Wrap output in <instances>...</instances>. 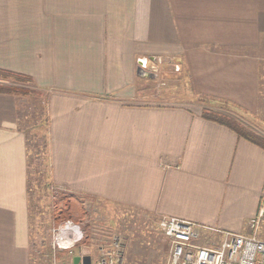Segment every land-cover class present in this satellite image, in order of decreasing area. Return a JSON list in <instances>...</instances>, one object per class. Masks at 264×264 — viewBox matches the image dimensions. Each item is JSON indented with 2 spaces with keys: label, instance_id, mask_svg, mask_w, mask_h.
Segmentation results:
<instances>
[{
  "label": "crops",
  "instance_id": "1",
  "mask_svg": "<svg viewBox=\"0 0 264 264\" xmlns=\"http://www.w3.org/2000/svg\"><path fill=\"white\" fill-rule=\"evenodd\" d=\"M261 50L264 0H0V68L50 92L53 183L244 234L264 199V148L199 103L146 99L139 64L182 59L199 94L258 106ZM21 106L0 92V264L32 256Z\"/></svg>",
  "mask_w": 264,
  "mask_h": 264
},
{
  "label": "rangeland",
  "instance_id": "2",
  "mask_svg": "<svg viewBox=\"0 0 264 264\" xmlns=\"http://www.w3.org/2000/svg\"><path fill=\"white\" fill-rule=\"evenodd\" d=\"M259 55L264 58V50H261ZM181 60L163 56L156 57L153 61L148 57L140 59L142 62L139 67L144 72L140 71L143 77H138V86L140 90L147 89L151 92V96L146 99L152 102L206 105L235 116L247 127L264 135V101L262 100L264 87L263 97L258 101V106L245 105L235 100H231L234 105L216 100H205L201 103L189 66L183 64ZM0 83L31 89L29 94L21 97L19 120L21 127L25 129L33 127L30 135L33 142L30 146L32 166L30 264H74V257L82 254H90L92 264H96L101 254L100 248L111 247L115 236L120 243L119 250L122 253L123 264H169V245L159 228L160 218L90 197L81 198L82 203L76 199L72 200L70 215L62 212L65 205L67 206V203H64V195L68 194L64 192V188L54 187L50 169V149L48 155L40 147L41 141L49 136L50 124L46 122L49 103L46 106L45 96L50 92L38 91L33 88L32 83L10 78H0ZM68 217L82 224L84 237L71 252L55 251L51 245L52 227ZM200 242L208 243L204 237Z\"/></svg>",
  "mask_w": 264,
  "mask_h": 264
},
{
  "label": "built area",
  "instance_id": "3",
  "mask_svg": "<svg viewBox=\"0 0 264 264\" xmlns=\"http://www.w3.org/2000/svg\"><path fill=\"white\" fill-rule=\"evenodd\" d=\"M250 234L225 231L177 216H162L159 228L169 245V264H264V199L248 221ZM200 228L209 233L203 238ZM84 237L83 226L72 218L52 227V248L71 252ZM111 247L100 248L96 264H123L120 243L114 237ZM81 257L84 254L80 255Z\"/></svg>",
  "mask_w": 264,
  "mask_h": 264
},
{
  "label": "trees",
  "instance_id": "4",
  "mask_svg": "<svg viewBox=\"0 0 264 264\" xmlns=\"http://www.w3.org/2000/svg\"><path fill=\"white\" fill-rule=\"evenodd\" d=\"M0 78H10L16 81H20V82H27V83H32V85L34 86L33 88H35L38 91H48L45 88H42L40 86H38L35 82V80L33 79V77L24 74V73H20V72H15V71H11V70H6V69H2L0 68ZM31 91L30 88L27 87H22V86H18V85H8V84H3L0 83V92L3 93H10V94H14L17 95L19 97L25 96L27 94H29ZM49 93H46L45 96V102H46V106H48V101H49ZM199 102L203 103V101L205 100H216V101H222L225 103H230L234 105V102H232L231 100L224 98V97H219V96H215L212 94H206V93H200L199 95ZM202 105V104H201ZM202 113L201 116L203 118L209 119L211 121L223 124L229 128H231L232 130H234L239 136L244 137L246 139H248L249 141L253 142L254 144L264 148V135L257 133L256 131H254L253 129L247 127L244 123H242L240 120H238L235 116L227 113V112H223V111H219L216 109H212L211 107H208L206 105H202ZM49 113V112H48ZM46 122L49 125L50 124V116L49 114L47 115L46 118ZM24 129V132L26 133V138H27V150H28V194H29V206H30V219H31V187H30V183H31V175H32V171H31V152H30V146L33 144V142L30 139V135L32 132L33 127L29 128V129ZM49 136H46L45 140L41 141V145L40 147H42L45 152L49 155ZM50 169H51V175H52V165H51V156H50ZM60 187V188H64L62 186H58L54 183V187ZM65 191L69 196V198L67 196L64 195V199L65 202L67 203V206L65 205V209L62 210V212L64 214L70 215L71 213V201L72 200H77L79 203H82V199L83 198H87L88 196L85 195H81L75 192H72L66 188H64ZM63 192V193H64ZM84 196V197H83ZM82 198V199H81ZM91 198V197H90ZM96 199V198H95ZM76 202V201H75ZM69 203V204H68ZM125 208H129V209H133L130 208L128 206H123ZM139 212H142L146 215H151L147 212H144L143 210H138V209H133ZM153 216V215H152ZM67 218V217H66ZM70 218V217H68ZM31 223V222H30Z\"/></svg>",
  "mask_w": 264,
  "mask_h": 264
},
{
  "label": "water",
  "instance_id": "5",
  "mask_svg": "<svg viewBox=\"0 0 264 264\" xmlns=\"http://www.w3.org/2000/svg\"><path fill=\"white\" fill-rule=\"evenodd\" d=\"M74 264H92V259L90 255L75 256L74 257Z\"/></svg>",
  "mask_w": 264,
  "mask_h": 264
}]
</instances>
